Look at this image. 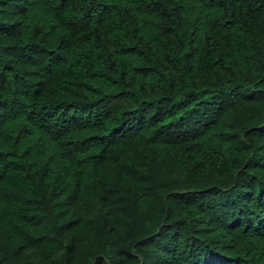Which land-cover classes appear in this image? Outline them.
Instances as JSON below:
<instances>
[{
    "label": "trees",
    "instance_id": "obj_1",
    "mask_svg": "<svg viewBox=\"0 0 264 264\" xmlns=\"http://www.w3.org/2000/svg\"><path fill=\"white\" fill-rule=\"evenodd\" d=\"M0 264H264V0H0Z\"/></svg>",
    "mask_w": 264,
    "mask_h": 264
}]
</instances>
